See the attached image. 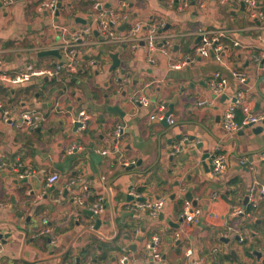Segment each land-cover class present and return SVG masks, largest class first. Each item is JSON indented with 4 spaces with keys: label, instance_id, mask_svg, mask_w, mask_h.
<instances>
[{
    "label": "crops",
    "instance_id": "crops-1",
    "mask_svg": "<svg viewBox=\"0 0 264 264\" xmlns=\"http://www.w3.org/2000/svg\"><path fill=\"white\" fill-rule=\"evenodd\" d=\"M41 1L0 7L1 263L264 264V193L258 192L264 184V122L227 132L221 120L223 107L244 88L251 110L264 113V21L249 18L237 0H193L185 9L165 0H61L53 13L41 10ZM111 14L118 16L117 34L136 21L162 23L157 49L149 53L141 41L107 38L98 18ZM87 27L73 74L15 84L1 77L28 63L54 66L60 59L39 52L57 48L65 59L58 48L63 39ZM218 31L224 33L220 60L197 55L202 34ZM182 61L187 63L171 67ZM231 70L246 75L244 85ZM215 72L227 80L223 99H213L208 87ZM139 94L148 97V106L136 101ZM201 99L213 100L204 106ZM160 103L171 109L172 123L150 119ZM28 109L45 119L22 130L21 113ZM6 110L12 123L3 118ZM82 110L89 116L85 128L74 121ZM118 126L119 140L113 133ZM216 151L227 154L220 176L203 164L210 165ZM122 160L134 167L128 170ZM24 167L33 172L19 177ZM51 173L58 179L48 184ZM251 187L259 197L248 212ZM131 189L165 203L155 216L132 212ZM99 197L103 208L95 213ZM184 200L200 210L192 224L181 217ZM238 208L244 212L234 213ZM155 237L159 259L149 248Z\"/></svg>",
    "mask_w": 264,
    "mask_h": 264
},
{
    "label": "built area",
    "instance_id": "built-area-1",
    "mask_svg": "<svg viewBox=\"0 0 264 264\" xmlns=\"http://www.w3.org/2000/svg\"><path fill=\"white\" fill-rule=\"evenodd\" d=\"M168 5L173 6L176 5L179 9L187 8L193 0H165ZM242 1L245 4L247 13L249 18L251 19H259L264 21V11L261 8V0H237ZM15 2V0H0V7H9ZM56 2L57 0H42L39 8L41 10H46L50 12H54L56 9ZM199 3L203 5V1L199 0ZM95 7H101L100 3H96ZM126 16V15H123ZM119 23L118 16L116 14H111L106 19L104 17L98 18V27L99 29L105 33L106 37L112 39L114 42L123 43V42H133L137 43L138 41L143 42L147 51L149 53H153L157 49V44L159 41V29L163 26L162 23H158L156 21H136L134 22L126 32L122 34H117L114 30L115 26ZM144 29V31H143ZM90 29L87 27L83 30L73 31L69 34V36L63 39L62 43L59 45V49L62 50L63 55L65 57V61L63 63L58 62L52 67H35L33 64L28 63L26 64L22 70L19 72H13L11 74H2L1 77L11 83H19L22 81H27L34 78H43V77H55L58 76L62 72L66 73H73L75 71V66L79 58V45L81 44L82 37L84 35H88ZM208 33V32H207ZM224 37V33L222 31H218L214 34H202L201 41L199 45L196 47L195 52L200 57H208L211 54H214L217 59L220 60V53L224 50V45L222 42V38ZM235 44H237L235 42ZM186 61L171 63V67H181L182 65L186 64ZM232 75L238 80V82L242 85L245 84L247 81V77L245 74L241 72H236L231 70ZM227 80L224 76L221 75L219 72H215L213 77L208 80V87L213 94V99L219 97L225 92ZM245 91L246 88L237 90L230 102H228L222 109L221 112V120L222 126L225 131L231 132L237 129L244 127L245 125L252 124H260L264 121V113H255L251 110V106L249 102L245 98ZM212 99V100H213ZM211 99H201L199 101L200 105H211ZM136 101L141 104L142 106L149 105V99L147 96L139 94L136 98ZM238 111H240L242 118L239 120L237 118ZM166 106L160 103L155 111L150 114V119H163L169 123L173 122V118L171 114L166 115ZM3 118L11 122L9 117V111L6 110L3 112ZM88 114L85 111H79L74 118V121L79 124V127L85 128L88 122ZM44 115L40 114L39 112L28 109L21 113L20 123L18 127L22 130H30L35 128L44 120ZM121 127L118 126L114 130V135L116 139L119 140L121 136ZM115 147L118 148V141L115 144ZM180 147L179 144H175L173 147V151H177ZM75 147L70 148V152H73ZM101 153L105 154L108 153L109 150L100 151ZM124 166H129L134 164V161H127L122 160ZM243 163V160H241ZM227 166V154L222 151H216L212 153L210 157V168L211 173L213 176H220ZM32 170L28 167L20 168L19 169V177H28L32 174ZM58 179L57 173H51L47 176L46 181L48 184L54 183ZM82 191L88 192L89 187L85 184L82 185ZM259 193H264V184L261 185ZM253 187L250 188L248 191V202L250 205V210L254 209L258 203V195ZM130 194L132 195L133 199L127 205L128 209L132 212H141L147 211L149 215L155 216L161 210L165 203L164 197H157V198H149L145 199L141 197L139 191L131 189ZM77 200L81 202L80 196L77 197ZM103 198L99 197L97 201L93 204L92 210L95 213H100L103 208ZM250 210H247L248 212ZM244 210L241 208L236 209L234 213L242 214ZM200 215V210L198 208L192 207L189 200L183 201V209L181 213V217L183 221L187 224H192L196 221V219ZM152 258L159 259V238L155 237L153 239L152 244L149 246ZM0 251H1V241H0ZM191 249H188L187 254H191ZM124 257L121 259L123 260ZM0 264L1 261H0Z\"/></svg>",
    "mask_w": 264,
    "mask_h": 264
},
{
    "label": "water",
    "instance_id": "water-1",
    "mask_svg": "<svg viewBox=\"0 0 264 264\" xmlns=\"http://www.w3.org/2000/svg\"><path fill=\"white\" fill-rule=\"evenodd\" d=\"M61 0H57V3H56V11L58 12V10H59V8L61 7ZM240 4H241V6H242V8L244 7V2H240ZM106 6H108L107 4H106ZM128 25V23L127 22H124L122 25H121V28H124V27H126ZM95 34H97V32H95ZM39 54L40 55H44V56H46V55H53V56H55V57H57L58 59H60V63H63L64 61H65V59L62 57V55H61V53L59 52V50L57 49V48H51V49H45V50H42V51H40L39 52ZM113 65H119V59L117 58V55L116 54H114L113 55ZM120 80V79H119ZM225 97V95L223 94L222 96H221V98L223 99ZM111 109H113V110H115V111H119V110H117L118 109V107H113V106H111L110 107ZM171 113V109L169 108V110L166 112V115H168V114H170ZM166 118H163L162 119V122L163 123H166ZM264 122V121H263ZM76 124H78V123H76ZM79 125V124H78ZM250 126H253L252 124H248V125H245L244 126V128L245 127H250ZM261 129V127H257V128H254V131H258V130H260ZM201 145H197V147L199 148ZM207 156H209V153H204L202 156H201V160H204ZM252 161V158H250L249 159V162H251ZM249 162H247V163H245L244 165H248V163ZM139 164V163H138ZM203 164L205 165V167H207V168H210V165H208L207 163H205V161L203 162ZM134 167V165L132 164V165H129V166H127L126 168L128 169V170H130V169H132ZM188 197V199L190 198V196L188 195L187 196ZM248 197H245V201H246V199H247ZM96 226L94 227L95 229H97L98 228V224H99V221L98 220H96ZM3 237H5V235H2L1 233H0V240L2 239L3 240ZM259 254V253H258Z\"/></svg>",
    "mask_w": 264,
    "mask_h": 264
},
{
    "label": "trees",
    "instance_id": "trees-1",
    "mask_svg": "<svg viewBox=\"0 0 264 264\" xmlns=\"http://www.w3.org/2000/svg\"><path fill=\"white\" fill-rule=\"evenodd\" d=\"M223 45H224V44H223ZM63 73H64V72H63ZM69 74H70V73H69ZM67 75H68V74H67ZM238 114H239V118H238V119L240 120V119L242 118V115H241L240 111H238ZM139 191H140V189H139ZM250 209H251V208H250V206L248 205L247 208H246V210H250ZM249 249H252L251 246L249 247Z\"/></svg>",
    "mask_w": 264,
    "mask_h": 264
},
{
    "label": "rangeland",
    "instance_id": "rangeland-1",
    "mask_svg": "<svg viewBox=\"0 0 264 264\" xmlns=\"http://www.w3.org/2000/svg\"><path fill=\"white\" fill-rule=\"evenodd\" d=\"M64 73H66V72H64ZM73 73H74V72H73ZM73 73H70V74H69V73H66V74L71 75V74H73ZM60 74H61V73H60ZM60 74H59V75H60ZM59 75H58V76H59ZM0 107H1V108H4V104H3L1 101H0ZM5 107H7V105H5Z\"/></svg>",
    "mask_w": 264,
    "mask_h": 264
}]
</instances>
